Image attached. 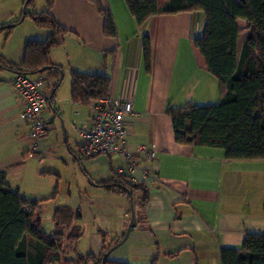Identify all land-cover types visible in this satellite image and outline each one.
Segmentation results:
<instances>
[{
  "label": "crops",
  "instance_id": "crops-1",
  "mask_svg": "<svg viewBox=\"0 0 264 264\" xmlns=\"http://www.w3.org/2000/svg\"><path fill=\"white\" fill-rule=\"evenodd\" d=\"M98 1L113 16L115 37L106 36L96 3L54 2L51 14L69 34L50 54V62L62 71L43 73L44 92L51 99L43 119L50 129L37 142L29 138L21 118L23 103L13 86L17 74L0 68V172L6 173L12 190L29 201L69 195L54 210L69 207L81 215L74 226L82 237L67 259L89 253L99 257L105 240L121 241L131 219L130 198L108 193L102 184L119 174L122 162L84 156L79 130L89 123L93 108L75 104L71 97L72 71L105 76L111 80L112 97L134 98L133 114L126 119L127 145L151 174L144 177L139 170L134 179L126 176L129 183L146 187L147 202L142 205V191H132L137 226L108 259L125 264H222L223 249L241 248L247 234L264 232V160L230 161L223 149L175 140L169 108L206 106L221 99L218 79L198 65L192 46L204 34L205 13L158 14L140 27L124 0ZM169 1L159 0L160 9ZM25 3L0 0V55L17 65L23 63L30 41H44L52 34L31 18L22 19ZM46 9L45 0H36L27 12ZM240 22L249 30L246 21H238L239 52L247 35H242ZM10 26L8 35L2 29ZM142 146L154 151L156 159L139 157ZM54 228L53 223L50 232Z\"/></svg>",
  "mask_w": 264,
  "mask_h": 264
},
{
  "label": "trees",
  "instance_id": "trees-1",
  "mask_svg": "<svg viewBox=\"0 0 264 264\" xmlns=\"http://www.w3.org/2000/svg\"><path fill=\"white\" fill-rule=\"evenodd\" d=\"M90 1L98 5L105 19L106 36L115 37L117 30L111 12L103 9L98 0ZM124 1L140 27L158 14L196 10L205 13L204 34L193 40L192 46L198 65L218 79L221 99L206 106L188 104L169 108L167 114L173 122L176 142L223 149L230 161L264 160V0H170L163 10L159 0ZM45 2L46 11L29 13L27 8L35 0H26L25 17L31 18L36 26L51 30V36L44 41H30L20 65L0 55V68L17 75L62 71L50 62V54L63 45L69 32L51 14L55 0ZM240 20L246 21L249 29L241 52ZM12 29L10 26L2 30L10 35ZM150 54V43L146 40V59L149 60ZM71 79L75 104L89 106L110 93L111 80L105 76L72 71ZM126 178L116 174L102 186L108 193L126 196L129 191L140 190L145 205L146 187L131 184ZM41 210L42 203L29 201L18 190H12L6 183V173L0 172V264H125L105 259L120 241L105 240L99 257L89 253L67 259L69 244H77L82 237L81 229L74 226L81 215L69 207H59L53 219L55 230L47 232ZM221 259L222 264H264V232L247 234L241 248L223 249Z\"/></svg>",
  "mask_w": 264,
  "mask_h": 264
},
{
  "label": "built area",
  "instance_id": "built-area-1",
  "mask_svg": "<svg viewBox=\"0 0 264 264\" xmlns=\"http://www.w3.org/2000/svg\"><path fill=\"white\" fill-rule=\"evenodd\" d=\"M46 76L18 74L13 81L14 91L23 103L21 118L29 129V138L33 142L41 139L50 129L43 119L50 97L44 92ZM133 97L114 98L110 95L92 103L93 115L88 124L79 130L82 150L85 157L107 156L119 158L122 165L119 174L133 178L137 171L144 177L150 172L140 166L137 155L128 149V129L126 119L133 114ZM139 157L149 161L156 159V153L147 146L138 148Z\"/></svg>",
  "mask_w": 264,
  "mask_h": 264
},
{
  "label": "rangeland",
  "instance_id": "rangeland-1",
  "mask_svg": "<svg viewBox=\"0 0 264 264\" xmlns=\"http://www.w3.org/2000/svg\"><path fill=\"white\" fill-rule=\"evenodd\" d=\"M240 23H241V33L243 36H245L247 34V24L245 22H240ZM67 190H68V188L66 187V191ZM58 196L59 197H55V198H52L50 200H46V201L44 200V201L40 202V203H42V210H41L40 216H41V219L43 222V226L47 232H50L53 229V219H54V214H55L54 210L56 208L55 206L56 205L58 206L60 204L65 203L66 200H68L67 196H69V195L64 196V194H63V196L62 195H58ZM122 196H126V195H122ZM85 213L88 214V216L90 217V215H89L90 211L87 212V210H86ZM73 246H74V244H69V246L67 248V251H69V253H67L66 255H68V256L71 255V252H73Z\"/></svg>",
  "mask_w": 264,
  "mask_h": 264
},
{
  "label": "water",
  "instance_id": "water-1",
  "mask_svg": "<svg viewBox=\"0 0 264 264\" xmlns=\"http://www.w3.org/2000/svg\"><path fill=\"white\" fill-rule=\"evenodd\" d=\"M25 13H26V6L24 7L23 10V18L25 17ZM129 198H130V206H131V219H130V223L128 225V228L125 232V235L123 237V239L114 247H112L108 253L105 256L106 258H109V256L114 252V250H116L118 247H120L121 245H123L127 239L129 238L130 234L133 232V230L136 228L137 226V216H136V210H135V205H134V201H133V194L131 191H129Z\"/></svg>",
  "mask_w": 264,
  "mask_h": 264
}]
</instances>
